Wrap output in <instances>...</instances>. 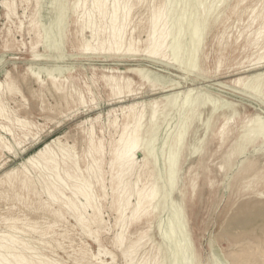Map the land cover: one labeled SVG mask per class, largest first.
<instances>
[{"label": "rangeland", "instance_id": "rangeland-1", "mask_svg": "<svg viewBox=\"0 0 264 264\" xmlns=\"http://www.w3.org/2000/svg\"><path fill=\"white\" fill-rule=\"evenodd\" d=\"M87 1L84 5V0H0V237H17L26 243V255L39 254L54 264H130L123 249L134 244L133 264L143 260L148 264H264V134L250 130L257 115L264 119V88L254 94L251 88L255 81L247 79L243 86L234 83L237 77L264 70L252 67L264 54V32L257 44L252 41L262 26L264 0H244L236 8L238 0H170L174 5L172 19H180L187 45L190 25L212 7L219 6L215 16L225 6L212 29L199 30L202 41L196 61L188 52L190 47L182 44L171 55L178 56V60L174 56L177 65L151 60L142 51L118 55L83 50L82 44L90 36V30L81 27L84 8L89 11L91 7V0ZM161 1L145 0L146 4L134 7L128 34L134 36L140 50L145 47L150 7ZM3 3L12 8L9 14ZM76 3L79 9L74 8ZM131 67L149 68L152 82H162L161 77L182 81L195 90L188 96L183 88L175 91L180 94L177 98L162 100L156 87L130 72ZM108 76L121 78V82L122 78L130 79L134 95H115L106 83ZM155 98L157 132L144 133L142 150L135 155L138 172L124 181L134 192L159 189L157 207L149 217L132 223L127 219L124 245L119 248L114 239L122 231L117 224V207L126 195L123 184L117 188L112 181L111 151L122 132V107L139 101L149 104ZM197 101L206 104L188 129L185 124L190 106ZM214 107L218 109L211 116ZM224 113L233 116L223 140ZM115 118L116 125L112 123ZM2 124L10 133L1 130ZM180 135L184 149L172 166L170 160ZM91 137L104 147L103 186L90 178L101 222L92 221V211L81 210L86 217L83 226L69 208L50 200L45 180L52 181L53 176L26 161L51 143L58 157L63 153L73 157L77 175L86 177L93 164ZM56 139L59 141L54 142ZM204 140V148L197 150ZM145 155L148 164L143 161ZM63 168L61 163L62 175ZM25 175L33 181L34 191L20 182ZM68 188L65 193L70 195ZM131 196L133 207L136 196ZM125 215L131 217L130 209Z\"/></svg>", "mask_w": 264, "mask_h": 264}, {"label": "bare ground", "instance_id": "bare-ground-1", "mask_svg": "<svg viewBox=\"0 0 264 264\" xmlns=\"http://www.w3.org/2000/svg\"><path fill=\"white\" fill-rule=\"evenodd\" d=\"M174 1H176V0H174ZM242 1H244V0H238L236 5L234 6V8H236ZM87 2H88L87 0H84V5ZM90 2H91L90 10L87 11L86 7L84 6L85 10L83 9L84 13L82 14V22H81L82 30H85V29L90 30V31H88V32H90L89 38L86 39V41L82 44L83 50L90 51V52L105 51V52H108L110 54H118V55L119 54H125L126 55L127 53H130V54L132 53L134 55H137V52L139 54V52L142 51V55H144L145 57H147L151 60H157V61L164 62L166 64H172V65L178 64L177 63L178 62L177 61L178 56L174 55L177 59L176 60L177 62H175L174 61L175 57L173 56V58H172L171 55L176 53L175 51H178L179 46L180 45L182 46V44H184L185 47H190V51H188V52L189 53L191 52L192 61L195 60V58L199 52V46H200L201 41H202V37H201L202 35L198 36L199 30H201V32L203 33V31H205V30L208 31L209 29H212L213 26L219 22V20H220L219 15H220L221 11L224 10V7H225L224 6L222 8V10H221V8L218 9L217 10L218 13H216L215 16H214L215 10L219 6L218 7L216 6L215 10H213L215 7L214 8L212 7L209 10L210 12L208 11L207 14L203 15L201 20H197L194 24H191L190 30L188 28V32L191 33V35H190L191 38H190L189 44L187 45L186 43H184L185 41H183V39L186 35V31H185V29L183 31V27L182 28L180 27L181 26L180 19L179 20H173L172 19V11L174 9H172L173 4L170 2V0H168V1L164 0L163 2L161 1V2L155 3L153 6L150 7L151 16L149 19V29L147 31L146 38L143 40L145 43V47L143 50H140L139 48H137L135 46L136 40H135L134 36L131 35V33L128 34V30H129L128 27L131 25L133 18H134V7L138 6L141 3H144L145 0H91ZM218 2H219V0H218ZM79 3H76L74 5V8H78L82 2L80 4ZM3 4H5L8 7V14H9L12 11V8L7 3H3ZM145 4H146V2H145ZM174 4H175V2H174ZM186 4H187V2H186ZM216 4H214V6ZM180 7H181V5H180ZM203 8H204V6H203ZM255 9L256 8H253L252 12H254ZM185 10H183V11H185ZM177 12H179V11L176 10V13ZM181 14H183V12ZM185 14L187 15L188 12ZM23 16H25V15H23ZM176 16H175V18H176ZM183 16L185 17V15H183ZM254 19H255V17H254ZM181 20L183 21V17ZM184 20H186V19H184ZM134 21H135V19H134ZM183 25H184V23H183ZM263 32H264V12L262 13V26L260 27V30L257 33L259 36L256 39L252 40L254 42V44H257L258 40L260 39V35ZM139 42H140V40H139ZM171 51L173 52L172 54H170ZM180 53H183V52H180ZM63 55H65V54L63 53ZM183 65H185V64H183ZM183 65L181 66L182 69L185 68ZM193 65H195V63ZM252 67H253V69L264 68V54L259 57L257 62H255ZM59 69H58V71H59ZM45 70L43 68V71H45ZM129 71L136 73L138 76H140L142 78V80L144 82H148L152 86L156 87L155 90H157V93L162 94L160 96V98H162V100L170 101L174 98H177L178 96H180V94H178L179 92H175V91L183 89V88H186V89L182 92L186 93L188 96L191 94L192 91L195 90V87L188 86V85L184 86L182 81L166 80V79H163L161 77H160V80H162V82H159V83L152 82V80H150V78L152 77L153 72L147 67H131V68H129ZM39 72H41V71H39ZM50 72H52V71H50ZM48 74H50V73H48ZM52 74H53V72H52ZM36 76H37V78H39L38 73L36 74ZM41 78H42V76H41ZM49 78H50V76H49ZM247 79L256 82L255 86L251 88L252 91L254 92V94L261 92V90L264 88V70L258 71L257 73H254L250 77L249 76L245 77V78L243 76L237 77L234 80V83L237 85L243 86V85H245V82ZM122 80H123V82H121V78L117 79V78H115V76L106 77V83L108 86H110L111 90L113 91V93L115 95L121 96V95L125 94L123 97L133 96L134 94H132L133 90L131 88V80L125 79V78H122ZM187 80H188V78H187ZM40 81H42V80H40ZM0 83H2V82H0ZM7 84L9 85L8 86L9 89L13 90L12 86L9 83H7ZM54 84L58 89L61 88L56 82H54ZM192 85H194V84H192ZM169 92H171V93H169ZM166 93H168V94H166ZM236 100H238V99H236ZM254 100H255V98H254ZM189 101H191V100H189ZM193 104L190 106V113L187 116L188 122L185 124V125H187L186 128H188V129L192 126V124L195 120V116H197L196 115L197 112L200 110V108L203 105L206 104V102L198 103V101H197L196 104L195 103H193ZM148 106L150 107L149 111L147 110ZM217 109L218 108L214 107V110H212L211 116L216 112ZM122 112L125 113L122 132H121L119 138L113 144V148L111 151V158H110V162H109L110 173L112 174V181L114 180L116 182L115 186L117 188H120V185L123 184L122 191L126 195L124 197V199L119 200L118 207H117V211H118L117 224L121 225L122 231L117 233L114 239H115V244L119 248H123V245H124V231H123L124 229L123 228L126 224L127 219H129V222L132 223L134 221L140 220L144 216L149 217L150 215H152L154 213V208L157 207V206H155V200H156L157 195L159 194L158 193L159 189H157L156 187H153L150 190H146V188L145 189L141 188V189L135 190V192H134L133 186L130 183L124 181V178L126 176H129V175L133 174L135 171H137L136 170L137 162L135 160V155H136V152L142 150L144 133L155 132L158 129V125L156 123V118L158 117V99L155 98V99L151 100L149 102V104H147L146 101H139V102H136V103H133L130 105L123 106ZM165 113H163V115H165ZM234 113H236V111H234ZM224 115H225L227 122L222 126V129L220 131V137L223 140L228 135V124H229L230 119L233 116L232 114L227 116L225 113H224ZM253 121L255 122L252 126L253 129L250 128V130L252 132H254V130H258L255 132H257L259 134H264V119L260 115H257L253 119ZM117 122L118 121L115 118L112 123L116 125ZM16 123H18V122H16ZM208 123H209V121H208ZM179 127H180V125H179ZM209 127L210 126H208V128ZM1 128H2L1 130H4L5 132L10 133V131H11L10 129L7 128V125H4V124L1 125ZM174 130H175V128H174ZM248 130L249 129H247V131ZM250 130L247 133L250 134ZM245 131H246V129H245ZM93 133H94V129L92 128L90 135L92 136ZM153 135H155V133H153ZM256 135H258V134H256ZM171 138H172V136H171ZM256 140L257 139H255V141ZM57 141H59V139L54 140V142H57ZM182 141H183L182 135H180V137L177 138L175 141V152L173 153L171 160H170V164L172 166H174L177 158L179 157L182 150L184 149V143ZM90 143H91V146H90L89 153L92 156V163L93 164L87 168L88 176H86V177H79L77 175V173H76L77 172V170H76L77 163L73 157H71L65 153H63L62 158L58 157V154H56L53 151L51 143H47L43 147L39 148L33 155L28 157V159L26 161V163L36 165L38 168H40V170H42L43 173H45L47 171V173L50 177L53 176L52 181H50V179L45 180V191L48 194L50 200L52 202L60 204L61 207L65 206L66 208H69L71 210V212L73 213V215L75 216V218L78 220V222H80L83 226H85L86 217L81 212V210L82 211L88 210L89 212L92 211V214H91L92 221L95 223L101 222V218L99 217L100 210L97 207V205L95 204L93 185L91 184L90 178L91 177L96 178L98 180V182L101 184V187L103 186V182L100 181V175L104 172V168H103L104 147L102 146V144H99V145L95 144L92 137L90 138ZM204 143H206V140L201 141V143L199 144V147L196 149L197 150L199 148L203 149ZM0 147H1V145H0ZM243 150L242 151L236 150L235 153L241 154L242 152H244ZM195 152L196 151H194V153ZM235 153H233V154H235ZM167 154H168V152H167ZM167 157H166V159H167ZM229 158H231V156ZM143 161L146 164H148L147 163L148 162L147 155H145V158ZM61 163L64 166V168H63L64 174L63 175L60 173ZM144 165H143V168H144ZM20 182L22 184H25L26 188H28L29 190L30 189H32L33 191L35 190L34 186H33L34 183H32L33 181H31V179L27 175L22 177L20 179ZM137 183L135 185H137ZM66 187L70 188V195H67L65 193ZM137 187L138 186H136V188ZM133 193L136 196V204L133 207H131V197H132L131 195ZM159 201H158V204H159ZM151 208H152V210H150ZM129 209L131 211V217L127 218L125 213ZM12 228H16V227L13 226ZM7 236H9V239L4 241L7 238ZM96 242H97L98 246L101 248V246H102L101 242L98 239H96ZM136 246H137V244H134L130 248L123 249L124 255L126 256L127 259L130 260V264H133V262H134L133 254L135 252ZM26 249H27L26 243H24L22 240H19L17 237H15L13 235L1 236L0 237V264H54V263L48 261L47 258H42V256L39 254L31 255V256L26 255L24 253L25 252L24 250H26ZM100 252H99V254H100ZM92 256H94V254ZM113 259H114V257H113ZM138 264H148V261L143 260L142 262H139Z\"/></svg>", "mask_w": 264, "mask_h": 264}]
</instances>
